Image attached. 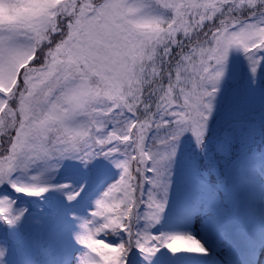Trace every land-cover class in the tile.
<instances>
[{"label": "snow or ice", "instance_id": "6c2138e0", "mask_svg": "<svg viewBox=\"0 0 264 264\" xmlns=\"http://www.w3.org/2000/svg\"><path fill=\"white\" fill-rule=\"evenodd\" d=\"M26 227L61 264H264V0H0V264Z\"/></svg>", "mask_w": 264, "mask_h": 264}, {"label": "trees", "instance_id": "16d2710c", "mask_svg": "<svg viewBox=\"0 0 264 264\" xmlns=\"http://www.w3.org/2000/svg\"><path fill=\"white\" fill-rule=\"evenodd\" d=\"M9 244L11 250L8 254L13 259V263L8 262V264H27L26 258L36 264H58L61 262V246L59 244L50 245L42 232L31 227H26L19 237H9Z\"/></svg>", "mask_w": 264, "mask_h": 264}, {"label": "rangeland", "instance_id": "374dc122", "mask_svg": "<svg viewBox=\"0 0 264 264\" xmlns=\"http://www.w3.org/2000/svg\"><path fill=\"white\" fill-rule=\"evenodd\" d=\"M260 226H261L260 217L257 216L256 217V228H257V231H259ZM61 258L62 257H60V260H61ZM6 259L8 260L9 263H13V259L10 257L9 254H7ZM25 260H27V264H36L34 261H32V260H30L28 258H26ZM261 261H264V252L261 253ZM58 264H61V262L58 263ZM202 264H207V262L206 261L205 262H202Z\"/></svg>", "mask_w": 264, "mask_h": 264}]
</instances>
